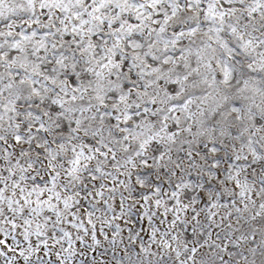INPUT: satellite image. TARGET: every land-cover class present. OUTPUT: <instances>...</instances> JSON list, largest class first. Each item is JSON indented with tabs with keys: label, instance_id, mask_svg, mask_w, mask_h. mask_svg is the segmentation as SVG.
I'll return each mask as SVG.
<instances>
[{
	"label": "snow or ice",
	"instance_id": "6c2138e0",
	"mask_svg": "<svg viewBox=\"0 0 264 264\" xmlns=\"http://www.w3.org/2000/svg\"><path fill=\"white\" fill-rule=\"evenodd\" d=\"M0 264H264V0H0Z\"/></svg>",
	"mask_w": 264,
	"mask_h": 264
}]
</instances>
